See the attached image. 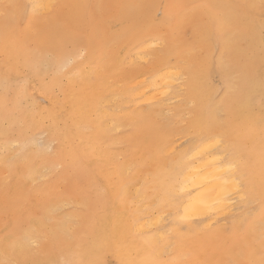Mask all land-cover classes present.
Masks as SVG:
<instances>
[{
  "label": "bare ground",
  "instance_id": "6f19581e",
  "mask_svg": "<svg viewBox=\"0 0 264 264\" xmlns=\"http://www.w3.org/2000/svg\"><path fill=\"white\" fill-rule=\"evenodd\" d=\"M259 3L0 0V262L178 264L162 258L176 246L188 264H260ZM33 4L45 7L33 15ZM5 11L18 13L13 28ZM180 97L175 115L196 140L177 150L172 121L153 113ZM225 110L228 152L208 137ZM242 178L251 203L235 196ZM240 207L244 220L218 225Z\"/></svg>",
  "mask_w": 264,
  "mask_h": 264
},
{
  "label": "snow or ice",
  "instance_id": "6c2138e0",
  "mask_svg": "<svg viewBox=\"0 0 264 264\" xmlns=\"http://www.w3.org/2000/svg\"><path fill=\"white\" fill-rule=\"evenodd\" d=\"M21 7L24 6H20V5H5L6 9L9 10H14V9H19ZM33 12V15H38L39 14V10L42 9L43 7H45L44 5L41 4H33L30 6ZM252 7H257L256 5H253ZM259 9H260V15H261V20L262 22H264V0H260V3L258 5ZM18 13L15 11H5L4 13V18H5V26L6 29L8 28H13L14 26V22H15V18L16 15ZM151 24V20L146 19L145 20V25H150ZM229 24V20L227 18H224L223 20L220 21L219 24V28L220 30L224 31V35H225V45L226 47L231 43L230 39L228 38V34H227V27ZM262 40H264V23H262ZM61 39L64 42H76L77 40H81L83 39V37L74 35V34H66L63 35L61 37ZM162 43V42H161ZM262 54H264V47H262ZM76 59H78V57L75 58H68L62 62H60L59 67L61 68V70H64L67 68V66L69 64H73L75 63ZM186 78V73L184 71V66H180L177 65V70H176V74L173 77V79L177 82V83H182L183 80ZM228 114L227 111H223L221 114H218L216 117V125L214 127H210L208 129V137L209 139L214 140L216 143H225V131H226V127L228 124ZM259 128V136H260V153H259V164H260V170H261V224H260V240H261V247L262 250H264V111H262L261 113V118L257 123L253 120L251 122V130L254 132L256 130V128ZM49 152L53 151V149L49 148L47 149ZM225 151L228 152V146L225 143ZM230 160H238V156L235 152H232L230 154ZM243 163H247L246 161ZM179 165H178V169H179ZM52 172V169H47L45 170V172L42 175V178L46 179L48 177V175H50ZM182 175V170H178L176 172V177H177V183L179 176ZM122 189L120 192L117 193V195L122 194ZM235 196H239L240 197V202H248L251 203V197H252V192L250 191V189L248 188V186L244 183V179H241L240 182V186L238 187L237 191L235 192ZM231 199V197H229ZM247 223V221H241V227L244 226V224ZM31 243L33 245H37V240L32 239ZM0 264H3V262H0ZM66 264H68V262H66ZM79 264H89V262L87 260H81L79 261ZM260 264H264V251H262V258L260 260Z\"/></svg>",
  "mask_w": 264,
  "mask_h": 264
},
{
  "label": "rangeland",
  "instance_id": "374dc122",
  "mask_svg": "<svg viewBox=\"0 0 264 264\" xmlns=\"http://www.w3.org/2000/svg\"><path fill=\"white\" fill-rule=\"evenodd\" d=\"M182 89V88H181ZM180 94V93H179ZM182 95V94H181ZM182 101V102H180ZM182 103H184V100L182 99V97H180L172 106V111L167 113L166 111L161 110L159 108H156L157 112H154L153 115H155L159 120L161 121H166V120H170L172 121V128L174 129L173 134V140H177V144H178V148L177 150H181L184 148H188L190 146V144H192L193 142H195V137L196 134L193 133L191 130H185L186 128V122H187V113L183 112L184 115H175V110L174 108L178 105H183ZM145 106H143L144 108ZM166 112V113H165ZM39 140L41 142H46L48 143V141H50V139L48 138V135L46 133H43L39 136ZM51 142V146H55L56 142L55 141H50ZM163 159H168V157H170L169 155H161ZM161 217H162V222L157 226H165L171 219L169 218V214L167 212L164 211H159ZM245 213L246 210L243 208H239L238 210H233L232 212L228 213L227 215H223L221 216V218H223L221 221H219L218 225H230L232 220L235 219H239V220H244L245 217ZM163 215L165 216V218L163 217ZM168 215V216H167ZM167 218V219H166ZM231 219V220H230ZM224 220V221H223ZM156 228V227H155ZM180 249V250H179ZM196 255L198 256L199 253L197 252ZM171 257H176L178 260L176 261V263L178 264H188L189 258L187 256H185V252L182 250V248L179 247H169L168 251L166 253H164L162 255L163 259H170Z\"/></svg>",
  "mask_w": 264,
  "mask_h": 264
}]
</instances>
